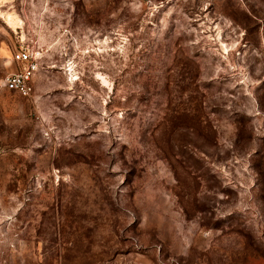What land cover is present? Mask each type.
<instances>
[{"label":"rangeland","instance_id":"obj_1","mask_svg":"<svg viewBox=\"0 0 264 264\" xmlns=\"http://www.w3.org/2000/svg\"><path fill=\"white\" fill-rule=\"evenodd\" d=\"M0 264H264V0H0Z\"/></svg>","mask_w":264,"mask_h":264},{"label":"built area","instance_id":"obj_2","mask_svg":"<svg viewBox=\"0 0 264 264\" xmlns=\"http://www.w3.org/2000/svg\"><path fill=\"white\" fill-rule=\"evenodd\" d=\"M37 51L31 48H20L12 53V59L21 63L2 78L1 84L10 90L28 95L33 88V75L38 68Z\"/></svg>","mask_w":264,"mask_h":264},{"label":"bare ground","instance_id":"obj_3","mask_svg":"<svg viewBox=\"0 0 264 264\" xmlns=\"http://www.w3.org/2000/svg\"><path fill=\"white\" fill-rule=\"evenodd\" d=\"M5 18L10 25L14 26L17 24V20L13 16L7 15V16H5Z\"/></svg>","mask_w":264,"mask_h":264}]
</instances>
